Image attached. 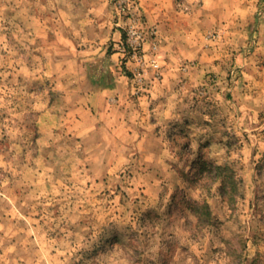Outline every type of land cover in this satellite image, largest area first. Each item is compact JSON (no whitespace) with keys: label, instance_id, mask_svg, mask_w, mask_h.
<instances>
[{"label":"rangeland","instance_id":"rangeland-1","mask_svg":"<svg viewBox=\"0 0 264 264\" xmlns=\"http://www.w3.org/2000/svg\"><path fill=\"white\" fill-rule=\"evenodd\" d=\"M0 264H264V0H0Z\"/></svg>","mask_w":264,"mask_h":264},{"label":"trees","instance_id":"trees-1","mask_svg":"<svg viewBox=\"0 0 264 264\" xmlns=\"http://www.w3.org/2000/svg\"><path fill=\"white\" fill-rule=\"evenodd\" d=\"M221 167V166H220Z\"/></svg>","mask_w":264,"mask_h":264}]
</instances>
